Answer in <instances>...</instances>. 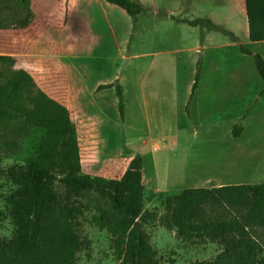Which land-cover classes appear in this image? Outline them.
I'll return each instance as SVG.
<instances>
[{"label":"rangeland","instance_id":"obj_1","mask_svg":"<svg viewBox=\"0 0 264 264\" xmlns=\"http://www.w3.org/2000/svg\"><path fill=\"white\" fill-rule=\"evenodd\" d=\"M135 1L149 11L133 18L107 0H31L33 27L0 29V54L15 56L17 68L25 69L23 62L39 71L38 86L56 91L68 107L81 157L89 158L85 174L117 178L136 154L143 156L144 208L159 216L166 198L185 188L263 182L264 80L241 45L264 57V41L249 38L245 0ZM25 15L22 0H0L4 23L16 25ZM6 32L13 36L5 42ZM107 84L114 87L98 90ZM43 136L31 129L2 165L27 164ZM8 190L0 179L1 207ZM5 222L1 236L11 233ZM147 229L163 264L218 252L214 244L178 240L159 222ZM83 233L93 246L80 264H118L107 231L85 221Z\"/></svg>","mask_w":264,"mask_h":264},{"label":"trees","instance_id":"obj_2","mask_svg":"<svg viewBox=\"0 0 264 264\" xmlns=\"http://www.w3.org/2000/svg\"><path fill=\"white\" fill-rule=\"evenodd\" d=\"M107 1L133 18L149 11L135 0ZM22 2L26 15L12 26L0 18V29H24L35 21L31 0ZM245 5L250 40L264 41V0H245ZM241 50L253 55L264 80L263 55L244 45ZM16 62L15 56L0 54V179L9 185L0 206V230L5 221L11 226L10 235H0V264H80V254L93 246L83 233L85 221L108 232L118 264H163L147 229L152 222L175 231L186 244L217 246L214 257L191 264H264V233H258L264 230V181L185 188L166 198V213L159 216L156 208H144L143 156L136 154L117 178L85 174L70 110ZM104 87L114 84L98 90ZM116 91L125 119L119 85ZM33 128L44 130L37 156L24 165L3 166ZM239 129L237 124L234 135Z\"/></svg>","mask_w":264,"mask_h":264},{"label":"crops","instance_id":"obj_3","mask_svg":"<svg viewBox=\"0 0 264 264\" xmlns=\"http://www.w3.org/2000/svg\"><path fill=\"white\" fill-rule=\"evenodd\" d=\"M33 27V23L29 26V27H27V28H24L23 29V31L22 32H27V31H30V29ZM246 27L248 28L249 26H248V19H247V22H246ZM8 30H10V29H8ZM19 30H21V29H19ZM11 31H15V30H10V32ZM10 32H6V39H5V42H6V40L7 39H11L12 38V36H7V35H9L10 34ZM15 38V37H14ZM1 44H4V41L3 42H1ZM22 63V65H25L24 66V68L26 69V70H28L32 75H34L33 77L34 78H36L37 80H39V71H37V70H35L30 64H28V63H23V62H21ZM261 77V76H260ZM39 87H41L48 95H50V96H53V95H58L57 94V92L56 91H54V90H49V89H46V88H44L41 84H39ZM54 97V96H53ZM55 99H57L58 101H61L60 99H58V98H56V97H54ZM61 103H63V102H61ZM89 159V158H88ZM81 161H82V170H83V172H84V158L83 157H81ZM125 172V171H124ZM94 175V174H93ZM105 177V176H104ZM228 184V183H227ZM221 186V185H220ZM202 187H204V186H202ZM212 187H216V186H212ZM212 187H209V188H212ZM192 188H197V187H192ZM181 191V190H180ZM179 192V191H178ZM178 192H175V193H178ZM175 193H172V195L173 194H175ZM171 196V195H170ZM169 197V196H168ZM150 206H153V205H150Z\"/></svg>","mask_w":264,"mask_h":264},{"label":"bare ground","instance_id":"obj_4","mask_svg":"<svg viewBox=\"0 0 264 264\" xmlns=\"http://www.w3.org/2000/svg\"><path fill=\"white\" fill-rule=\"evenodd\" d=\"M88 162H89V159H88V157H84V164H85V166L87 167L88 166Z\"/></svg>","mask_w":264,"mask_h":264}]
</instances>
